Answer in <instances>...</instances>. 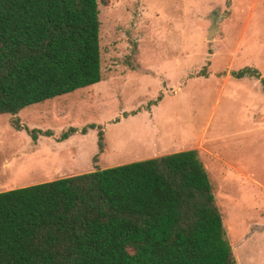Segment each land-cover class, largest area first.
Listing matches in <instances>:
<instances>
[{
  "label": "rangeland",
  "instance_id": "obj_1",
  "mask_svg": "<svg viewBox=\"0 0 264 264\" xmlns=\"http://www.w3.org/2000/svg\"><path fill=\"white\" fill-rule=\"evenodd\" d=\"M98 9L101 81L0 115V193L195 150L236 264H264V0Z\"/></svg>",
  "mask_w": 264,
  "mask_h": 264
},
{
  "label": "trees",
  "instance_id": "obj_2",
  "mask_svg": "<svg viewBox=\"0 0 264 264\" xmlns=\"http://www.w3.org/2000/svg\"><path fill=\"white\" fill-rule=\"evenodd\" d=\"M99 28L98 0H0V115L99 83ZM0 264L236 261L187 150L1 192Z\"/></svg>",
  "mask_w": 264,
  "mask_h": 264
},
{
  "label": "water",
  "instance_id": "obj_3",
  "mask_svg": "<svg viewBox=\"0 0 264 264\" xmlns=\"http://www.w3.org/2000/svg\"><path fill=\"white\" fill-rule=\"evenodd\" d=\"M215 20H214V22H215ZM215 29H217L216 25H214L213 28L209 31L208 39H211V36L213 35Z\"/></svg>",
  "mask_w": 264,
  "mask_h": 264
}]
</instances>
